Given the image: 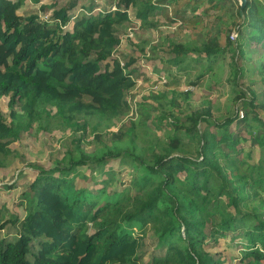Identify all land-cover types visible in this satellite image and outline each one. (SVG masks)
I'll return each mask as SVG.
<instances>
[{
  "label": "trees",
  "instance_id": "1",
  "mask_svg": "<svg viewBox=\"0 0 264 264\" xmlns=\"http://www.w3.org/2000/svg\"><path fill=\"white\" fill-rule=\"evenodd\" d=\"M27 3L35 10L20 13ZM88 6L100 10L75 15ZM132 22L178 24L149 57L148 39L122 55ZM144 63L167 79L174 66L187 77L200 68L208 89L226 70L240 106L219 119L210 100L192 105L193 92L168 85L126 118ZM254 75L263 89L246 94L238 79ZM0 100V168L22 133H49L63 148L22 184L18 210L0 203V264H149L147 253L153 264H264V0L241 12L239 0H0ZM118 167L131 169L126 184Z\"/></svg>",
  "mask_w": 264,
  "mask_h": 264
},
{
  "label": "rangeland",
  "instance_id": "2",
  "mask_svg": "<svg viewBox=\"0 0 264 264\" xmlns=\"http://www.w3.org/2000/svg\"><path fill=\"white\" fill-rule=\"evenodd\" d=\"M99 2L100 8H102L103 0H99ZM87 8L91 10L90 6H88ZM31 10H35V7L30 6V4L27 3L26 7L22 8L19 12L27 13ZM78 10L79 9L75 10V14L78 12ZM34 13L38 14L39 12L34 11ZM130 13L133 17L134 14L131 11ZM174 27V24H161L158 26V29L154 30L151 28L141 29L140 25L137 22L126 24L125 29H123L121 32L122 40L120 46L117 48V51L122 55L135 56L139 52L138 44L139 40L141 39H148L147 49L151 51L154 48V44L161 42L167 34L174 31ZM191 58H193V56H191ZM253 58L256 60V62H258L257 55H253ZM154 59L150 60L151 64L158 63V60ZM224 66L226 68V63ZM144 70L146 71V69ZM147 71L149 74H151V67L147 69ZM178 71V67L174 66L173 72L177 73V78L167 79L169 83L168 87H174L182 90L186 89V91L188 92H193L194 95L192 97V100L190 101L192 105L195 103H199L202 99L210 100L215 105L213 115L219 119L228 116L235 110L236 107L240 106V100L236 101L234 99V95L237 92L233 91V89L224 80L228 75V72L226 70L221 75V84L212 86L210 89L207 88V74H205L201 79L198 80V75L201 72L200 68L190 70V74L188 77L184 74L183 71L182 73ZM252 72H254L253 69ZM248 73H250V71H247V76L249 75ZM254 79L255 81L253 83H251L248 78L238 79V88L241 87L246 91V94L248 93L246 88H250L252 91L254 90V92L260 93L263 89V84L258 79L257 75H254ZM152 81H154V77L148 75L147 79L143 80L142 84L140 85L139 91L143 92L145 95L148 94L149 87L147 86ZM197 84L200 85L201 92L195 93L194 88L197 86ZM259 98H261V96H259ZM0 109L4 112L7 111L4 102L1 100ZM258 115L264 119V110H258ZM242 134H245V132L243 131ZM71 138L72 135L69 133L64 138H62V142H64L65 144H69ZM90 143H86V141L85 143H83L86 149L91 148ZM10 146L15 150V153L9 155L7 157L6 165L0 168V203L7 202L13 210H18V207L16 205L21 200L22 195L24 194L21 193L22 184L32 181L38 171H40L42 168L47 169L51 167L52 160L55 157H60L62 155L63 148L59 147L55 136H52L46 132H41L37 135L33 133H22L21 137L17 141L13 142ZM110 163L114 166H117V160L111 159ZM118 169H120L118 170V172L120 173H117L115 178L119 179L121 182H125L126 184L130 178L131 169L126 167H118ZM80 170V175L90 172L89 169ZM94 170L95 169H93V171ZM14 181L17 183L16 187H3V185H10ZM89 185L94 188L93 184L89 183ZM122 212V209L106 212L102 216V223L106 224L109 221H118L122 216ZM157 216L158 210H154L149 218L143 219L144 224L148 227L156 224ZM223 246L224 245L222 243L221 247ZM145 261L149 264L154 263V259L151 258L150 253H147L145 255Z\"/></svg>",
  "mask_w": 264,
  "mask_h": 264
},
{
  "label": "built area",
  "instance_id": "3",
  "mask_svg": "<svg viewBox=\"0 0 264 264\" xmlns=\"http://www.w3.org/2000/svg\"><path fill=\"white\" fill-rule=\"evenodd\" d=\"M30 3V1H29ZM114 8V7H112ZM99 8L98 7H93L91 8V10H89L87 7L84 9L79 8L78 12L75 15L78 14H84V15H90L95 13L96 11L99 12ZM50 13H38L39 19L43 20V21H50ZM138 23V22H137ZM139 24V23H138ZM178 23H175L174 25L176 26ZM173 25V24H171ZM175 28V27H174ZM237 37V33L235 31H233L231 33L230 38L231 39H236ZM149 50L147 49L146 51V56L149 57ZM119 61H120V65H123V60H121V58L119 57ZM151 67L152 71L151 74L148 73L147 69H149ZM142 68L146 69V72L148 73L149 76L154 77V81H152L147 87H149V92H158L163 90L164 88H166L168 86V80L167 77L164 74H160L157 71L153 70V66H151V64H142ZM143 80L142 79H136L135 80V85L129 90L128 94H127V103L129 106V110L126 114V118L130 117V118H136L137 116V110L139 107V103L141 102L143 96L145 95L143 92L139 91L140 85L142 84ZM186 90V89H185ZM148 92V93H149ZM238 118H242L243 117V112L241 110H238ZM112 130H116L117 127L113 126L111 128ZM3 184V183H2Z\"/></svg>",
  "mask_w": 264,
  "mask_h": 264
},
{
  "label": "water",
  "instance_id": "4",
  "mask_svg": "<svg viewBox=\"0 0 264 264\" xmlns=\"http://www.w3.org/2000/svg\"><path fill=\"white\" fill-rule=\"evenodd\" d=\"M239 4H240V12H241V9L245 4V0H239Z\"/></svg>",
  "mask_w": 264,
  "mask_h": 264
}]
</instances>
